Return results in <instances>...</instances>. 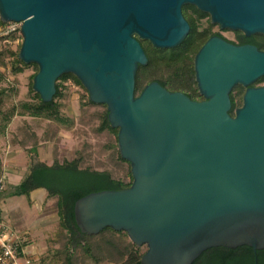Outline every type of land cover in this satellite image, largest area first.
Returning <instances> with one entry per match:
<instances>
[{
	"label": "water",
	"instance_id": "1",
	"mask_svg": "<svg viewBox=\"0 0 264 264\" xmlns=\"http://www.w3.org/2000/svg\"><path fill=\"white\" fill-rule=\"evenodd\" d=\"M191 3L221 28L264 34V0H0L2 21H21L18 57L38 66L32 88L52 99L72 72L106 104L130 164L123 188L78 197L83 233L110 226L145 245L141 264H191L211 246L264 248V48L213 33L193 58L202 99L154 79L135 94L147 55L139 38L173 47L189 31ZM235 84L245 87L231 108Z\"/></svg>",
	"mask_w": 264,
	"mask_h": 264
},
{
	"label": "trees",
	"instance_id": "2",
	"mask_svg": "<svg viewBox=\"0 0 264 264\" xmlns=\"http://www.w3.org/2000/svg\"><path fill=\"white\" fill-rule=\"evenodd\" d=\"M182 13L189 23V31L177 45L167 48L156 47L148 39L139 38L147 55V62L139 64L136 70L135 94H138L147 82L156 79L170 90H181L194 99L203 98L195 80L194 54L211 34H222L213 29L216 24L210 21L209 14L196 5L183 4ZM204 17L205 22L202 21ZM3 22L0 19V24ZM235 32L237 39L229 40L237 43L253 42L259 48H264V34L253 33L246 36L240 30L236 29ZM14 34L15 32H11L6 35ZM19 47L20 45L15 50L10 47L1 49L0 64H5L6 57L11 55L14 62L20 63L15 69L21 70V65L31 64L37 71L38 66L35 62L27 63L18 57ZM66 80H71L82 88L79 102L84 116L97 119V130L107 129L114 134L111 146L116 158L126 164L125 176L115 177L106 168L98 169L89 165L81 167L79 166L81 156L59 161L55 152L53 163L43 161L35 163L30 172L12 187L9 194H27L31 189L43 186L47 187L50 193L57 195L56 208L61 229L57 237L58 245L52 249V253L59 256L58 264H102L105 261L112 264H141L140 257L146 246L132 242L125 230H115L106 226L97 233L87 234L79 230L73 219L72 206L81 195L103 188H123L132 181L129 161L120 155L117 147L118 128L110 125L106 104L90 100L88 91L79 78L72 72H64L58 77L51 100L43 101L39 93L34 91L36 100H25L21 105L34 115L64 121L65 118L60 112V99L65 94ZM261 82H264V75L255 80V83ZM244 89L241 84L233 86L230 92L231 114H234L236 106L241 105ZM21 243L24 244L25 241ZM191 264H264V248L255 250L248 244L235 247L211 246L204 249Z\"/></svg>",
	"mask_w": 264,
	"mask_h": 264
},
{
	"label": "rangeland",
	"instance_id": "3",
	"mask_svg": "<svg viewBox=\"0 0 264 264\" xmlns=\"http://www.w3.org/2000/svg\"><path fill=\"white\" fill-rule=\"evenodd\" d=\"M205 20L206 17L202 18ZM14 24V20L0 24V50L7 47L15 50L21 44V32L6 35L11 32L5 30ZM213 29L227 39H237L235 29L221 28L218 24ZM5 61L0 64V223L25 241L24 246L37 264H58L59 256L52 253L61 229L57 195L43 186L27 194L14 195L9 191L38 161L53 163L55 152L59 161L81 156L79 166L106 168L115 177L125 176L126 164L116 158L112 149L114 134L107 129L97 130V119H89L81 111L80 86L71 80L64 81L65 94L60 99L64 121L34 115L21 103L36 100L31 85L35 67L30 64L15 69L20 63L14 62L11 55Z\"/></svg>",
	"mask_w": 264,
	"mask_h": 264
},
{
	"label": "built area",
	"instance_id": "4",
	"mask_svg": "<svg viewBox=\"0 0 264 264\" xmlns=\"http://www.w3.org/2000/svg\"><path fill=\"white\" fill-rule=\"evenodd\" d=\"M15 21L14 25L9 26L5 31L21 32V21ZM0 264H37L33 255L18 236L7 226L0 223Z\"/></svg>",
	"mask_w": 264,
	"mask_h": 264
},
{
	"label": "flooded vegetation",
	"instance_id": "5",
	"mask_svg": "<svg viewBox=\"0 0 264 264\" xmlns=\"http://www.w3.org/2000/svg\"><path fill=\"white\" fill-rule=\"evenodd\" d=\"M245 42H248V41H243V42H240V43H245ZM249 43H253V42H249ZM253 44H255V43H253ZM255 45H257V44H255ZM258 46V45H257Z\"/></svg>",
	"mask_w": 264,
	"mask_h": 264
}]
</instances>
